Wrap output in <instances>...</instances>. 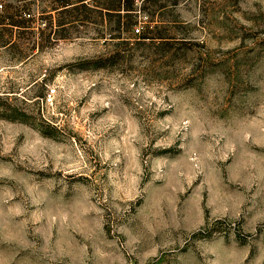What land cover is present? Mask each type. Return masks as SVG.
I'll return each instance as SVG.
<instances>
[{
    "label": "rangeland",
    "instance_id": "obj_1",
    "mask_svg": "<svg viewBox=\"0 0 264 264\" xmlns=\"http://www.w3.org/2000/svg\"><path fill=\"white\" fill-rule=\"evenodd\" d=\"M0 3V264H264V0Z\"/></svg>",
    "mask_w": 264,
    "mask_h": 264
},
{
    "label": "trees",
    "instance_id": "obj_2",
    "mask_svg": "<svg viewBox=\"0 0 264 264\" xmlns=\"http://www.w3.org/2000/svg\"><path fill=\"white\" fill-rule=\"evenodd\" d=\"M89 0H51V3L54 4L53 10H58L59 13H69L74 9L75 3H80L83 7L86 6V3ZM147 0H92V2L96 6L95 12H97L100 17H104L106 14L110 17L115 18V22L117 23L114 28L111 30H119L123 27L125 30H134V23L137 21V17L144 9V6L139 7L140 2H145ZM56 5V6H55ZM25 6L21 9L20 7L14 11L13 15L8 16L11 20V24L18 26H26V21L23 15H30V11L26 12L24 9ZM71 8V9H70ZM82 19H84L87 15L82 13ZM137 30L136 34L141 36L142 38H146L145 31H141L139 28H135Z\"/></svg>",
    "mask_w": 264,
    "mask_h": 264
},
{
    "label": "built area",
    "instance_id": "obj_3",
    "mask_svg": "<svg viewBox=\"0 0 264 264\" xmlns=\"http://www.w3.org/2000/svg\"><path fill=\"white\" fill-rule=\"evenodd\" d=\"M3 8V3H0V9H2ZM55 89L54 88H51L48 92H47V94H46V100L48 101V102H52V100H53V97H54V94H55Z\"/></svg>",
    "mask_w": 264,
    "mask_h": 264
}]
</instances>
